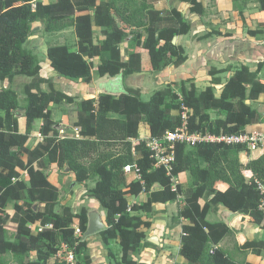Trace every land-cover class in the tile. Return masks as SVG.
<instances>
[{
    "label": "trees",
    "instance_id": "obj_1",
    "mask_svg": "<svg viewBox=\"0 0 264 264\" xmlns=\"http://www.w3.org/2000/svg\"><path fill=\"white\" fill-rule=\"evenodd\" d=\"M177 1L188 4L192 13L205 14L201 0ZM258 3L264 11V0ZM34 23H41L47 33L74 30L76 49L54 45L47 48L46 56L59 76L86 84L121 73L126 80L143 72L142 54L121 56L119 46L128 27L135 28L137 45L149 53L154 72L186 61L184 48L173 44V39L192 29L178 9L156 10L147 0H0V82L12 84L18 76L30 78L22 121L17 92L12 87L0 88V264H9L10 255L16 264H68L58 256L63 245L74 251V264H92L90 244L95 236L85 237L90 210L82 207L74 214L59 205V189L45 172L46 162L69 170L77 184L95 180L88 196L106 212V228L96 236L110 254L111 241H118L120 258L114 264H138L132 255L145 238L143 229L151 227L154 205L169 202L177 203L176 219L186 222L180 255L189 264H249L219 247L233 232L224 222H210L208 215L212 206L223 205L235 215L249 216L264 230L260 208L264 155L244 164L240 159L242 153H248L244 145L177 143L176 162L169 175L164 167L156 166L141 128L147 125L149 137L158 140L185 127L189 134L217 137L246 133L248 126L264 123L256 108L264 95L259 78L264 63L257 64L254 71L242 66L224 83L218 76L231 69H211L212 85L204 91L183 82L179 93L168 85L147 101L140 89L129 87L119 96L99 93L78 100L44 78L41 64L26 50ZM95 27L101 29L102 38L98 39ZM257 32L249 31L251 35ZM62 104L77 105L76 136L61 137L55 129L52 105ZM37 120L42 121V140L29 147ZM133 164L138 178L129 180L124 168ZM182 173H188L192 182L174 190L172 179ZM219 184L227 188L221 190ZM139 196H143L141 203L130 200ZM9 204L12 210H8ZM8 223L16 226L13 238L8 236ZM36 223L43 229L33 233L31 226ZM235 249L261 256L264 242L246 241Z\"/></svg>",
    "mask_w": 264,
    "mask_h": 264
},
{
    "label": "crops",
    "instance_id": "obj_2",
    "mask_svg": "<svg viewBox=\"0 0 264 264\" xmlns=\"http://www.w3.org/2000/svg\"><path fill=\"white\" fill-rule=\"evenodd\" d=\"M170 1L147 0V3L160 11L176 8L185 20L192 24L191 31L186 35L177 36L175 42V45L184 48L186 61L179 67L169 65L160 72H154L149 53L137 45L135 28L128 27L127 30H131V38H125L119 46L121 56L127 58L133 53L142 54L144 68L140 74L132 75L126 80L123 78L125 88L140 89L143 96L150 94L149 98L155 91L168 85H174V90L179 93L181 90L180 84L183 82H186L187 86L194 84L198 91H204L212 85V77L209 73L211 69L217 71L231 69V71L218 76L224 83L235 70L242 66L249 67L254 71L257 64L264 63V11L260 10L258 0H201L205 9L204 15L190 12L188 4L177 0H173L172 3ZM168 25L172 24H163V26ZM94 30L96 32L101 31L97 27ZM249 31L258 32L256 35H251ZM59 33H65V30ZM73 34L76 42L77 38L74 30ZM46 65L50 67L47 58ZM50 70L53 72L50 76H42L59 84L67 94L72 90L79 94L78 89L73 87L78 81L74 82L72 79L59 76L51 67ZM58 77L61 79L57 81ZM259 78L264 83V67ZM107 79L109 77L99 78L97 86L100 87V84ZM93 84H96V82ZM43 90L46 91L47 89ZM88 92L89 90L84 93ZM216 93L219 95L220 92L216 91ZM98 95L89 92L85 98L97 97ZM257 105H264V95L261 96ZM257 105L256 108L258 109ZM246 131L253 134H263L264 123L248 126ZM147 133L149 135V130ZM252 157L254 156L249 153L240 155L241 162L244 164H247ZM135 178L133 176L128 179L135 180ZM176 180L178 185H190L192 182L188 173L180 174L176 177ZM226 188L227 185L219 184V189L225 190ZM133 199L130 200L140 203L138 200L143 201V196H139L135 201ZM183 201V198H180L179 203H183ZM93 203L95 208L98 209L96 212L101 214L106 223V212L98 201L94 199ZM177 214L178 206L176 202L154 205V212L150 215L151 227L143 229L145 238L142 240L138 252L132 255L135 262L138 264H189L180 255L183 235L182 225L186 222L183 219H178L175 224L171 222L172 217L177 216ZM208 220L210 222H224L233 232L231 236L225 238L219 244V247L231 252L237 261H246L249 264H264V252L261 256H258L251 252L246 254L242 250L235 249L237 244L241 245L246 241L264 242L262 226L253 224L249 216L231 213L223 205L212 206ZM40 226V223L34 224L33 233H37L36 229H39ZM94 236L96 237V235ZM151 240H156L157 243H153ZM109 248L112 250L111 254L105 249L101 240L94 238L90 244L92 264H114L115 259L120 258L118 241H111Z\"/></svg>",
    "mask_w": 264,
    "mask_h": 264
},
{
    "label": "rangeland",
    "instance_id": "obj_3",
    "mask_svg": "<svg viewBox=\"0 0 264 264\" xmlns=\"http://www.w3.org/2000/svg\"><path fill=\"white\" fill-rule=\"evenodd\" d=\"M32 35L25 44L26 50L35 56L36 60L42 66V75L50 76L53 72L50 70V67L46 65V51L47 48L54 45L66 44L71 49H75L77 46V41L75 42L73 38V29L69 28L65 30V33H47L44 31V26L41 23H34L32 25ZM130 31L128 30L127 37L131 38ZM64 32V31H63ZM98 39L102 38L100 33L97 32ZM61 78L58 77L57 81ZM56 80V79H55ZM76 82V80H73ZM30 82V78L24 76H18L12 84L9 83H1L0 88H8L12 87L18 94L19 102L21 105L20 113V120L22 121L23 110L22 107L25 105V86ZM96 82V84H93ZM97 80H94L92 84H86L84 82H76L73 87H76L79 91V94H76L75 91H69V95H74L77 99L85 98L88 93H93L94 95L99 94V87L97 86ZM85 85V86H83ZM92 85V86H91ZM83 86V88H82ZM43 89L48 90V85H43ZM89 90L88 93H84L85 91ZM219 91V89H218ZM149 95H142L144 100H149ZM96 97V96H95ZM259 111L262 113L264 117V105H257ZM53 111V118L56 123L55 129L59 132L61 137H72L76 136L78 133L77 128L75 127L77 121V105L76 104H62V105H52ZM33 127V131L31 134V138L28 141V146L32 147L35 146L39 141L42 140L40 135V126L42 124L41 120H37ZM148 126H142V139L148 138ZM23 130V124H22ZM256 158L260 156V154H252ZM46 162L45 164V172L47 173L49 180L55 184L59 189V205L65 206L71 209V211L76 214L79 213L82 207H87L90 212L98 211L95 208L93 200L88 196V189L94 186L95 180L88 181L86 184H77L76 177L72 174L69 170H60L56 165H49ZM133 174H129V179L132 178ZM136 177V176H135ZM27 178V177H26ZM28 179V178H27ZM138 198V197H137ZM134 198L133 200H137ZM140 203L142 200H138ZM8 210L13 209V205H8ZM158 213V212H156ZM106 214V213H105ZM106 218V215H105ZM171 222L175 224L178 222L176 216L172 217ZM15 226L11 223L7 224L8 236L9 238H13L15 235ZM95 238L100 240L99 236ZM32 257L35 258V254H32ZM7 262L9 264H16L14 258L10 255L7 257Z\"/></svg>",
    "mask_w": 264,
    "mask_h": 264
},
{
    "label": "built area",
    "instance_id": "obj_4",
    "mask_svg": "<svg viewBox=\"0 0 264 264\" xmlns=\"http://www.w3.org/2000/svg\"><path fill=\"white\" fill-rule=\"evenodd\" d=\"M51 0H43V2L48 3ZM35 8V3L33 4ZM184 119L187 118L186 114L183 115ZM147 147L152 151V157L156 161V166L164 167L167 173L170 175L173 171L174 164L176 162V144H187L194 145L198 142H218L225 143L227 145H244L249 154H260L264 155V133L263 134H253V133H243L240 135L233 136H210L202 134H189L186 130V127L180 131L168 132L163 139H152L150 137L144 139ZM126 175L135 174L138 178V169L137 165H128L124 168ZM173 189L176 190L178 185L176 177H173ZM261 191L264 193V187L260 186ZM261 210L264 212V198L260 206ZM34 225L31 226L33 230ZM42 227L36 229L37 232L42 231ZM76 235L80 234V230L75 226ZM58 256H63L64 260L68 264L75 263V253L73 250H70L66 245H63L60 248Z\"/></svg>",
    "mask_w": 264,
    "mask_h": 264
},
{
    "label": "water",
    "instance_id": "obj_5",
    "mask_svg": "<svg viewBox=\"0 0 264 264\" xmlns=\"http://www.w3.org/2000/svg\"><path fill=\"white\" fill-rule=\"evenodd\" d=\"M173 0L170 1L172 3ZM176 42V37L173 39V43L175 44ZM123 74H119L113 78H109L106 81H103L100 84L99 87V92L100 93H108L112 95L119 96L123 93H126V88L124 86V81H123ZM250 103V102H248ZM216 117V115H214ZM106 228V223L102 219V216L100 213L96 211H92L89 213V223H88V228L85 233V237H91L94 235H97L104 231ZM153 243H157L156 240H151Z\"/></svg>",
    "mask_w": 264,
    "mask_h": 264
}]
</instances>
